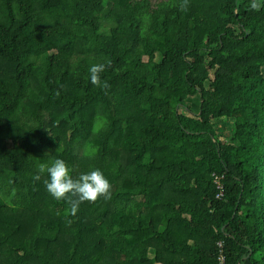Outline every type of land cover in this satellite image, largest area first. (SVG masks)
<instances>
[{
  "label": "trees",
  "instance_id": "trees-1",
  "mask_svg": "<svg viewBox=\"0 0 264 264\" xmlns=\"http://www.w3.org/2000/svg\"><path fill=\"white\" fill-rule=\"evenodd\" d=\"M249 4L0 0V264H264V7ZM54 158L100 169L110 198L72 214L34 179Z\"/></svg>",
  "mask_w": 264,
  "mask_h": 264
},
{
  "label": "clouds",
  "instance_id": "clouds-1",
  "mask_svg": "<svg viewBox=\"0 0 264 264\" xmlns=\"http://www.w3.org/2000/svg\"><path fill=\"white\" fill-rule=\"evenodd\" d=\"M249 7L254 11L259 10L264 7V0H250ZM104 70V64H93L89 68L90 82L98 85ZM41 176H45L44 186L52 199L66 203L72 214L84 202L96 201L100 197L108 199L111 195V183L100 169L93 168L74 176L69 165L61 158L39 164L34 179L40 180Z\"/></svg>",
  "mask_w": 264,
  "mask_h": 264
},
{
  "label": "rangeland",
  "instance_id": "rangeland-1",
  "mask_svg": "<svg viewBox=\"0 0 264 264\" xmlns=\"http://www.w3.org/2000/svg\"><path fill=\"white\" fill-rule=\"evenodd\" d=\"M186 100L190 102V104L194 107L197 108L198 102H199V96L196 93L189 94L186 97Z\"/></svg>",
  "mask_w": 264,
  "mask_h": 264
},
{
  "label": "built area",
  "instance_id": "built-area-1",
  "mask_svg": "<svg viewBox=\"0 0 264 264\" xmlns=\"http://www.w3.org/2000/svg\"><path fill=\"white\" fill-rule=\"evenodd\" d=\"M217 182V179L215 180ZM218 187H220V185H217ZM222 192H220L219 194H217L216 196L219 197L221 195ZM219 246H221V243H218ZM218 262L219 264H224V256L222 255V253L220 252V254L218 255Z\"/></svg>",
  "mask_w": 264,
  "mask_h": 264
}]
</instances>
